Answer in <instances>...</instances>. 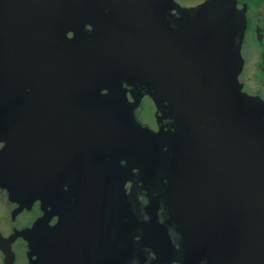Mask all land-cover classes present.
<instances>
[{
  "label": "flooded vegetation",
  "instance_id": "flooded-vegetation-1",
  "mask_svg": "<svg viewBox=\"0 0 264 264\" xmlns=\"http://www.w3.org/2000/svg\"><path fill=\"white\" fill-rule=\"evenodd\" d=\"M263 176L264 0H0V264H238Z\"/></svg>",
  "mask_w": 264,
  "mask_h": 264
},
{
  "label": "water",
  "instance_id": "water-1",
  "mask_svg": "<svg viewBox=\"0 0 264 264\" xmlns=\"http://www.w3.org/2000/svg\"><path fill=\"white\" fill-rule=\"evenodd\" d=\"M261 185L258 181L254 186L259 187ZM258 194L259 192H256V198L259 197ZM262 211L264 213L260 207L255 208L257 217H254L250 222L245 237L242 236L244 238L243 250L238 264H264V216L258 217V213Z\"/></svg>",
  "mask_w": 264,
  "mask_h": 264
}]
</instances>
